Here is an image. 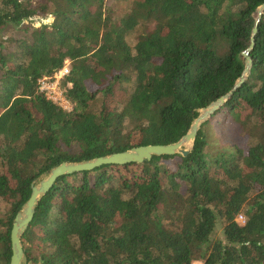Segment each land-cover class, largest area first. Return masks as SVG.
<instances>
[{"label":"trees","instance_id":"trees-1","mask_svg":"<svg viewBox=\"0 0 264 264\" xmlns=\"http://www.w3.org/2000/svg\"><path fill=\"white\" fill-rule=\"evenodd\" d=\"M117 4L0 0V199L9 202L0 264L11 262L13 222L39 176L177 143L231 92L264 0H139L120 17ZM255 41L249 77L188 156L60 178L23 237L29 264H264V19ZM67 60L60 86L70 111L39 86ZM223 116L242 130L233 143L213 140Z\"/></svg>","mask_w":264,"mask_h":264},{"label":"water","instance_id":"water-1","mask_svg":"<svg viewBox=\"0 0 264 264\" xmlns=\"http://www.w3.org/2000/svg\"><path fill=\"white\" fill-rule=\"evenodd\" d=\"M263 19L264 4L257 11V23L253 30L251 46L243 53V57L245 59V70L241 79L237 82L231 92L221 97L207 108L199 111L200 114L194 121L189 133L179 142L169 145H148L135 147L124 152L81 162H63L59 166L47 171L35 179L32 183V194L30 199L22 206L21 211L18 212L13 222L11 232L13 255L10 264H29V258L25 253L23 245V237L35 219L37 208L41 199L52 190L60 178L76 173L94 171L104 166H124L133 163L142 164L145 161H151L153 157L175 156L178 154L188 156L194 148L195 141L202 126L233 97L234 93L242 87L249 77L253 68L251 53L256 46L255 37L259 32V25Z\"/></svg>","mask_w":264,"mask_h":264},{"label":"rangeland","instance_id":"rangeland-1","mask_svg":"<svg viewBox=\"0 0 264 264\" xmlns=\"http://www.w3.org/2000/svg\"><path fill=\"white\" fill-rule=\"evenodd\" d=\"M136 1H139V0H118V4L116 7L115 14L118 15L119 17L122 16L124 11L127 8L128 9L131 8ZM51 22H52L51 18H49L48 20H36L35 22H33V26L35 28H39L43 24H49ZM153 28H154V23H150V24H148V26L145 27V29L148 31H151ZM140 32H141V30L138 32L136 31L134 34H132L128 38V41L132 45L136 44V40H137L136 37L138 36V33H140ZM8 36L9 35H6L5 37H8ZM126 88H127V92L126 91H120V92L118 91L117 94H115V96H112L110 98V100H112L111 101L112 106H115L116 104H119L120 102H124L126 100V95L128 96L133 91L134 85H130L129 87H126ZM60 92L63 93L61 86H60ZM62 99H63V102H62L61 106H63V108H65L66 110H69V111L72 110V106L66 100L64 93H63ZM222 108L223 107H221V109ZM221 109H219V110H221ZM213 130H215V133L213 134V140L214 141H222L224 139L228 143H230V142L233 143L236 137L242 135V130L236 124L232 123L230 119H227L226 116L219 118V124L217 123ZM240 141L244 142L243 139H240ZM8 205H9V202L7 200H3V199L1 200L0 199V214L6 213V211L8 210V207H9ZM217 233L219 235L222 233V227L221 226L218 228Z\"/></svg>","mask_w":264,"mask_h":264},{"label":"built area","instance_id":"built-area-1","mask_svg":"<svg viewBox=\"0 0 264 264\" xmlns=\"http://www.w3.org/2000/svg\"><path fill=\"white\" fill-rule=\"evenodd\" d=\"M70 71H71V62L67 60L65 62L64 67L53 78L45 77L39 81L40 91L44 92L49 99H52L60 106L63 102L62 99L63 93L60 92V82L67 75L70 74ZM238 220L242 223L245 222V219L242 216H240ZM194 264H203V263L195 262Z\"/></svg>","mask_w":264,"mask_h":264}]
</instances>
